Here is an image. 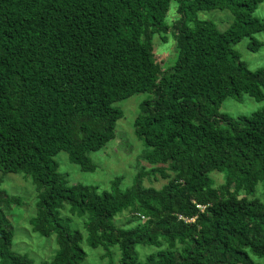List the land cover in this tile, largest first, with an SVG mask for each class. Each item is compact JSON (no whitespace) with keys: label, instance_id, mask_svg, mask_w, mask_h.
Returning <instances> with one entry per match:
<instances>
[{"label":"trees","instance_id":"trees-1","mask_svg":"<svg viewBox=\"0 0 264 264\" xmlns=\"http://www.w3.org/2000/svg\"><path fill=\"white\" fill-rule=\"evenodd\" d=\"M262 1L0 0V173L30 180V231L56 246L40 262L10 249L7 217L20 201L0 189V264H81L82 235L107 264L111 249L117 264H264L255 193L264 187V108L218 113L225 99L263 98L264 67L247 69L231 48L243 38L258 48L251 36L264 21L251 14ZM209 10L230 13L224 31L196 18ZM167 47L175 57L166 65ZM140 93L132 131L149 168L125 190L121 177L102 192L70 185L54 157L92 172L88 153L112 139L121 117L113 104ZM156 174L159 189L141 185Z\"/></svg>","mask_w":264,"mask_h":264},{"label":"rangeland","instance_id":"rangeland-1","mask_svg":"<svg viewBox=\"0 0 264 264\" xmlns=\"http://www.w3.org/2000/svg\"><path fill=\"white\" fill-rule=\"evenodd\" d=\"M172 12L168 13L171 16ZM259 20L264 21V0L256 6L251 14ZM196 18L200 21L212 23L217 31H224L232 21V17L227 10H209L198 12ZM169 36V35H168ZM259 46L256 50L248 49L250 43L249 38H243L238 43L232 45V50L238 55L241 62L245 64L247 69L256 70L264 67V32L254 33L251 36ZM171 41L168 43L170 44ZM165 49V47H162ZM165 53H160V57L164 59V63L172 64L175 54L172 47H167ZM147 95L140 93L134 94L126 99L115 102L113 106L121 112V117L115 122L113 137L102 148L96 152L88 153L87 157L94 165L92 172H82L75 165L70 164L64 153L57 154L54 159L58 163V172L66 176L70 185L80 184L84 186H93L98 192L108 191L110 181L114 177H121L119 187L121 190L127 189L132 182L133 175L136 170L146 171L149 166L141 160V152L144 150L142 142L133 134L132 121L137 115L139 104L146 99ZM264 108V91L263 98L255 101L252 98L242 95L240 100L225 99L218 108V113L226 114L230 117L239 115H248ZM222 174L212 172L210 177L215 186L222 183ZM165 180L159 175L143 178L141 185L144 187H152L159 189ZM0 189L6 195L15 196L19 199V206H12L9 221L13 236L10 249L16 254H25L28 258L35 262H40L51 258L56 249L51 237L42 238L30 231L28 220L34 217L35 192L30 184V180L22 174H4L0 173ZM257 197L264 202V187L257 184ZM242 196V192H240ZM64 215V213H63ZM64 217V216H63ZM129 215L122 212L115 217V224L122 225ZM69 225L73 229L81 230L79 219L71 218ZM84 235L80 247L85 254L81 264H107V258L104 256L100 248L91 249L84 242ZM141 249L140 257L149 253V250ZM146 251V252H145ZM113 264H117V255L115 250L111 249Z\"/></svg>","mask_w":264,"mask_h":264}]
</instances>
